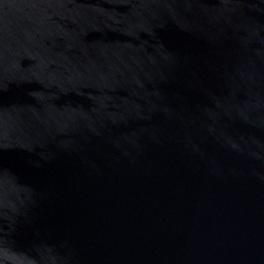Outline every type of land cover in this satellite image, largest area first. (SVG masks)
Here are the masks:
<instances>
[{"label": "water", "instance_id": "1", "mask_svg": "<svg viewBox=\"0 0 264 264\" xmlns=\"http://www.w3.org/2000/svg\"><path fill=\"white\" fill-rule=\"evenodd\" d=\"M0 264H264V0H0Z\"/></svg>", "mask_w": 264, "mask_h": 264}]
</instances>
